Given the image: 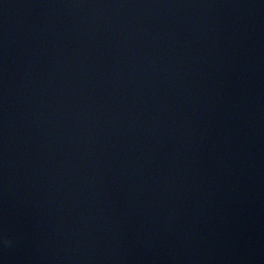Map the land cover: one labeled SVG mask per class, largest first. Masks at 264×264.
<instances>
[{"label":"water","instance_id":"obj_1","mask_svg":"<svg viewBox=\"0 0 264 264\" xmlns=\"http://www.w3.org/2000/svg\"><path fill=\"white\" fill-rule=\"evenodd\" d=\"M0 264H264V0H0Z\"/></svg>","mask_w":264,"mask_h":264}]
</instances>
